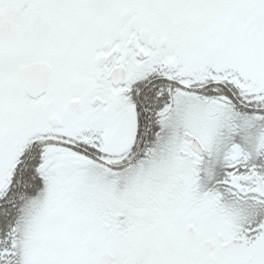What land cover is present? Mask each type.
I'll return each instance as SVG.
<instances>
[{
  "label": "snow or ice",
  "instance_id": "1",
  "mask_svg": "<svg viewBox=\"0 0 264 264\" xmlns=\"http://www.w3.org/2000/svg\"><path fill=\"white\" fill-rule=\"evenodd\" d=\"M0 264H264V0H0Z\"/></svg>",
  "mask_w": 264,
  "mask_h": 264
}]
</instances>
